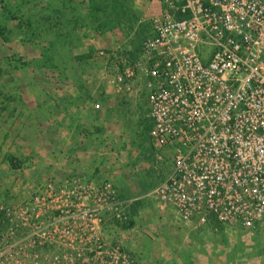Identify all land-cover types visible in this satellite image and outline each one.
<instances>
[{
	"label": "built area",
	"instance_id": "built-area-1",
	"mask_svg": "<svg viewBox=\"0 0 264 264\" xmlns=\"http://www.w3.org/2000/svg\"><path fill=\"white\" fill-rule=\"evenodd\" d=\"M158 6L137 54L94 52L107 69L97 94L142 100L147 143L169 151L150 191L161 212L251 229L264 219V0ZM138 199L84 171L1 197L0 264H144L126 233Z\"/></svg>",
	"mask_w": 264,
	"mask_h": 264
},
{
	"label": "rangeland",
	"instance_id": "rangeland-1",
	"mask_svg": "<svg viewBox=\"0 0 264 264\" xmlns=\"http://www.w3.org/2000/svg\"><path fill=\"white\" fill-rule=\"evenodd\" d=\"M158 10V0H0V198L20 200L38 182L70 173L65 166L97 158L122 193L139 198L126 233L144 264H264V219L209 233L214 261L187 259L194 234L150 194L170 162L168 150L146 141L142 100L97 94L107 69L94 52L137 54ZM96 100L99 108L89 106ZM79 113L92 137L69 133ZM78 144L91 147L73 152Z\"/></svg>",
	"mask_w": 264,
	"mask_h": 264
},
{
	"label": "crops",
	"instance_id": "crops-1",
	"mask_svg": "<svg viewBox=\"0 0 264 264\" xmlns=\"http://www.w3.org/2000/svg\"><path fill=\"white\" fill-rule=\"evenodd\" d=\"M107 97L108 96L106 94L104 99H107ZM118 99L121 101V99H124V98L119 97ZM124 100H126V99H124ZM89 106H92V105L90 104ZM81 116H82V113H79L78 117L75 116L77 119V121L75 119L76 125L71 126V128H70L71 130L69 133H78L79 134V133H83V131H85L88 134V137H92L93 136L92 135L93 130L91 128L93 126L91 127L90 124L86 125V124L81 123V118H80ZM85 146L86 147H84L80 144H78L77 146L73 145L71 150L73 152H80V151H83L84 149H85V151H89L91 146H89V144H88V146L87 145H85ZM65 168L67 169V170H65V172L69 171L70 173L79 174V173L84 171L85 174L90 175V176L100 175L102 177H106L104 175V171H105L104 170L105 169L104 163L102 162L101 159H97V158L90 159L86 163L69 164V165L65 166ZM65 174H67V173H65ZM186 228H188L187 230L190 233L192 232V234H194L193 236H191V238L186 243V247L189 250L185 254L187 259L191 258L194 260V258H198V259H204V260L211 261V262L214 261L213 259H211L212 253L215 251V253L217 254V252H218L217 251L218 250V244L217 243L218 242L216 240H214L213 237L209 233L219 232V231H222L224 229L223 228H211L210 226H194L193 224L186 225ZM210 237H212V238L209 239ZM202 250H204V252L206 251V256L202 252ZM211 250H212V253H209L208 251H211ZM200 262H202V261H200Z\"/></svg>",
	"mask_w": 264,
	"mask_h": 264
}]
</instances>
